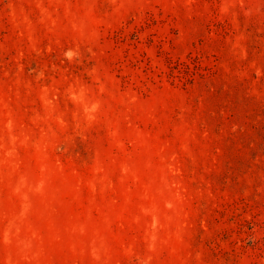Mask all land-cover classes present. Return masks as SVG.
Masks as SVG:
<instances>
[{"label":"rangeland","instance_id":"obj_1","mask_svg":"<svg viewBox=\"0 0 264 264\" xmlns=\"http://www.w3.org/2000/svg\"><path fill=\"white\" fill-rule=\"evenodd\" d=\"M0 264H264V0H0Z\"/></svg>","mask_w":264,"mask_h":264}]
</instances>
